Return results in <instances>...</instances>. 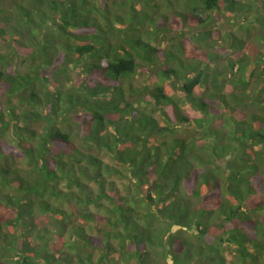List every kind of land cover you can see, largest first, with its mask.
Returning <instances> with one entry per match:
<instances>
[{"label": "trees", "instance_id": "16d2710c", "mask_svg": "<svg viewBox=\"0 0 264 264\" xmlns=\"http://www.w3.org/2000/svg\"><path fill=\"white\" fill-rule=\"evenodd\" d=\"M0 264H264V0H0Z\"/></svg>", "mask_w": 264, "mask_h": 264}, {"label": "rangeland", "instance_id": "374dc122", "mask_svg": "<svg viewBox=\"0 0 264 264\" xmlns=\"http://www.w3.org/2000/svg\"><path fill=\"white\" fill-rule=\"evenodd\" d=\"M207 15H208V14H207V13H204V12H201V13H200V16H201V17H206Z\"/></svg>", "mask_w": 264, "mask_h": 264}]
</instances>
